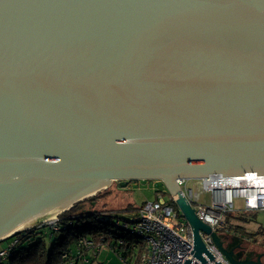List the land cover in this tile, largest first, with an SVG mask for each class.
<instances>
[{
	"label": "water",
	"instance_id": "95a60500",
	"mask_svg": "<svg viewBox=\"0 0 264 264\" xmlns=\"http://www.w3.org/2000/svg\"><path fill=\"white\" fill-rule=\"evenodd\" d=\"M247 173L264 176V0H0V239L100 182L161 181L195 258L213 260L203 232L264 264L177 183Z\"/></svg>",
	"mask_w": 264,
	"mask_h": 264
},
{
	"label": "built area",
	"instance_id": "2783aa9c",
	"mask_svg": "<svg viewBox=\"0 0 264 264\" xmlns=\"http://www.w3.org/2000/svg\"><path fill=\"white\" fill-rule=\"evenodd\" d=\"M191 181L199 186L201 193L209 196L208 204L199 203L200 196L192 191L189 183ZM177 183L195 209L198 220L209 225L218 234L229 232L225 218L228 213L235 211V199L243 201L242 206L246 211L264 210V176L256 173L230 178L212 176L204 180H178ZM174 200L175 197L169 196L167 202L157 200L144 203L137 211L125 213L122 215L123 219L118 218L113 222L125 234L136 237L144 244L140 264H230L213 244L210 234L203 232H199L203 245L213 260L206 257V254H203L206 263L195 258L191 228L183 221ZM57 225L58 218L45 221L36 228L49 226L50 229L58 231ZM31 229L32 227L25 231ZM84 243L87 246L92 245L86 240ZM15 246L16 242L0 251V259L10 256L9 252ZM105 249V246L98 248L96 257ZM134 249L137 251L135 247Z\"/></svg>",
	"mask_w": 264,
	"mask_h": 264
},
{
	"label": "trees",
	"instance_id": "16d2710c",
	"mask_svg": "<svg viewBox=\"0 0 264 264\" xmlns=\"http://www.w3.org/2000/svg\"><path fill=\"white\" fill-rule=\"evenodd\" d=\"M104 195L106 193L99 192L63 212L58 217V231L49 226L35 227L3 240L1 243L9 241L8 245L16 242V246L9 252L10 256L0 259V264H91L98 248L103 246L114 252L123 264H140L144 244L125 234L113 222L141 207L130 204L112 215L113 211L110 213L106 204L99 205ZM236 217L235 212L226 215L228 231L236 233L241 229L232 221ZM85 240L92 245H85Z\"/></svg>",
	"mask_w": 264,
	"mask_h": 264
},
{
	"label": "rangeland",
	"instance_id": "374dc122",
	"mask_svg": "<svg viewBox=\"0 0 264 264\" xmlns=\"http://www.w3.org/2000/svg\"><path fill=\"white\" fill-rule=\"evenodd\" d=\"M189 183L192 186L190 187L192 188L194 194H198L200 196L199 203L208 204L209 196L201 193V190L197 184L192 183V181ZM101 192L106 193V195H104L99 205L106 204L110 213L113 211L112 215L115 213L117 214L120 210L125 209L130 204H132V206L134 205L136 207H141L147 202H154L157 200L161 202H167L169 200V194L167 193L165 185L162 184L161 181H136L133 182L130 188L127 190L121 188L120 186H115V182H113L112 185ZM91 197L85 198L82 201L88 200ZM234 202V212L237 217L232 221L234 224L241 227V229L238 228V232L235 233L238 237L237 242H239H235V244H240V241L243 239L245 240L244 242L241 241V243H244L243 252H247L252 255L261 254L264 251V210L251 212L246 211L242 206L243 201L240 199H235ZM113 220L115 221V218ZM39 225H41V223L34 225L32 228ZM219 235L221 236L223 242H228V235L223 233H220ZM8 243L9 241L0 243V249L8 248ZM100 254L99 260H97V262L100 264H123L121 261H119L120 258L118 259L115 256V253L112 251L111 253L102 251ZM108 257L110 259L107 260Z\"/></svg>",
	"mask_w": 264,
	"mask_h": 264
},
{
	"label": "flooded vegetation",
	"instance_id": "af4514ba",
	"mask_svg": "<svg viewBox=\"0 0 264 264\" xmlns=\"http://www.w3.org/2000/svg\"><path fill=\"white\" fill-rule=\"evenodd\" d=\"M136 182V181H135ZM150 182V181H149ZM122 182H120V181H117V182H115V186H119V184H121ZM126 183V187H124V189H129L130 188V186L132 185V183L131 182H125ZM113 184V183H112ZM111 184V185H112ZM226 235H228L227 237L229 238L228 239V242L226 243V242H224L223 244H225V246H226V248H228V249H234V254H235V256H237V258H239V259H248V260H254V261H256V259L259 257V256H261V262L262 263H264V251L261 253V254H258V255H252V254H250V253H247V252H243V248H244V246H243V244L244 243H241V241H245V240H241V239H239V240H241L240 241V244H237V243H239V242H237L238 241V237H237V235L234 233V232H232V231H229ZM235 242H237L236 244H235Z\"/></svg>",
	"mask_w": 264,
	"mask_h": 264
},
{
	"label": "bare ground",
	"instance_id": "6f19581e",
	"mask_svg": "<svg viewBox=\"0 0 264 264\" xmlns=\"http://www.w3.org/2000/svg\"><path fill=\"white\" fill-rule=\"evenodd\" d=\"M94 187H97V188H94ZM106 183H103V182H100L99 184H97V185H95V186H93V188H92V192L90 191L85 197H87V198H89V197H91V196H95L96 194H98L99 192H101V191H103L104 189H106ZM84 197V198H85ZM83 198V199H84ZM77 199V198H76ZM75 201V199L72 201V202H70L69 204H67L66 206H64L62 209H60V210H58V211H56V212H54V213H52L51 215H49V216H47L46 218H44L42 221L43 222H45V221H53V220H55L57 217H58V215H60V214H62L64 211H66L69 207H71V205L73 204V202ZM35 224V223H34ZM33 224V225H34ZM33 225H30V226H27L26 228H20L19 230H17V231H15V232H13V233H10V234H8V235H6L5 237H3V238H1L0 240H3V239H6V238H8V237H11L12 235H14V234H16V233H19V232H21V231H25V230H28L30 227H32Z\"/></svg>",
	"mask_w": 264,
	"mask_h": 264
},
{
	"label": "crops",
	"instance_id": "0c3cea01",
	"mask_svg": "<svg viewBox=\"0 0 264 264\" xmlns=\"http://www.w3.org/2000/svg\"><path fill=\"white\" fill-rule=\"evenodd\" d=\"M102 251H107V252L111 253V251H110V250H107V249H106V250H102ZM102 251H101V252H102ZM100 255H101V254H99V255L95 258V261H92L91 264H100V263L97 262V260H99ZM115 256L119 259V257H118L116 254H115ZM108 259H110V258L108 257L107 260H108ZM119 261H120V259H119Z\"/></svg>",
	"mask_w": 264,
	"mask_h": 264
}]
</instances>
